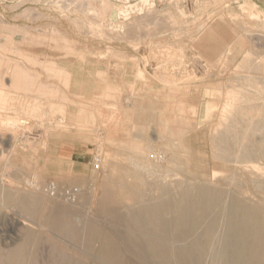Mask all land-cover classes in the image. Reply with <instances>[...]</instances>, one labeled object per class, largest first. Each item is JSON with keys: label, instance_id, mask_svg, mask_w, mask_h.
I'll list each match as a JSON object with an SVG mask.
<instances>
[{"label": "bare ground", "instance_id": "1", "mask_svg": "<svg viewBox=\"0 0 264 264\" xmlns=\"http://www.w3.org/2000/svg\"><path fill=\"white\" fill-rule=\"evenodd\" d=\"M60 1H62L63 3L66 4V5L65 4L63 5L64 7H62V9L64 8L67 11L66 13L69 16L68 20L72 24V27L75 28L76 32L75 31L69 32L67 29H65V30L62 29L61 28V26L63 25L62 23H59L58 27H54L53 25L49 24V22L45 23V24L42 23V24H39V25L33 26V27L27 26V25H17L14 27H15L17 33L19 34V41H14V38H13V39H11L13 41V43L2 44L0 42V137L4 136L3 131H7L8 132L7 136H9L7 139H5L6 142H5V140H4V142H1L2 138H0V162L5 160L4 157L6 156L5 151H4L5 149L3 150L1 148L2 144L8 146L9 155L11 157H17L20 153H25L26 151H28V150H24V149L29 148L30 145H29V143H27V139L25 142H24V140L19 139L21 136L19 135L20 133L18 134V130H19V128L28 126L30 124L31 118L34 119L33 117H35V116L36 117L44 116L45 114H47L45 112L46 110H49V111L53 110L54 112H57V113L59 111L61 113V115H62L61 117L63 119H61V118L60 119L64 120V122L61 121L62 123H59V124H58V122L57 123L55 122L56 124H58L56 126L57 130H61V132L58 131V132H56V134L53 135L52 138H50L48 140L45 139V141L43 140L42 145H40L41 147L44 146L43 148H46L48 150L51 147V143L54 140H56V137L70 136V135L76 137V136H79L80 134H82V132L85 130L84 128H86L87 125L90 126L89 123H90V119H91V113L86 108L87 106H90L89 105L90 103H88L87 101L93 102L96 98H97L96 100L100 99V101L101 100L103 101L105 99L107 100L108 98H111V100H112L113 99L112 97H114V101L111 102L112 103L111 105L114 107L111 106L110 108H116L120 104L119 100L117 98H119L120 95L122 93H124L126 87H127V90L130 91V93L133 97V99H132L133 102L130 103V101H129L130 110L139 108V106L142 105L143 100H142V98H140L139 93H141L143 90L148 91V95H155V96H151L150 100H153L154 98H156V101H158L159 104L162 103L161 116H160L161 120H162V127H163V131L167 132L169 134H173V132H171V130H172L171 119L176 118L178 120V122L181 124L180 128H183L185 126V124L188 123L187 117L185 116L186 112L188 110H190L194 113H197L199 108L202 107V104H201L202 101L198 99V96L196 95L197 93H195L191 90V88L194 86V84L196 83L197 80L191 81V79L190 80L188 79V76L186 75V73H188V71L190 72L191 71L190 69H192V68H189V70L186 71L187 66L185 63L190 62L191 60L192 61L194 60V62L196 61L199 64H202L201 66L204 65L206 69H208L209 67H212L211 63H210L211 65L208 64L210 61L207 60V58H205V55L203 54V51H202L203 48L206 47L205 41L210 39V33L211 32H208L206 21L199 24L197 29L194 28V26H195L194 20H193L194 16H192L194 12L193 11L191 12L190 7L192 5H189L192 3V1H190V0L189 1L188 0H67L66 2H65V0L64 1L60 0ZM186 1H187V3L188 2L189 3L187 4ZM20 2H21V0H20ZM58 3H60V2H58ZM63 3H61V4H63ZM193 3L194 4L197 3V0H196V2L194 0ZM213 4H214L213 6L216 5L221 10L219 16H220V19L222 20V18H223V12L222 11L225 9V7H228V6H225L226 1L225 0H214ZM187 5H189V9L187 8ZM240 5H241V8L245 11L243 13L247 14V18L250 21H253V22H256L259 24L258 27H260L261 28L260 30L263 31V37H264V9L259 4L255 3L251 0H244V2H242ZM65 6H66V8H65ZM195 6L197 7V4ZM67 7L68 8L71 7V8L67 9ZM193 7H192V9H194ZM204 7H206V6H204ZM75 8H77L78 11H77V9L75 10ZM198 9H200V8L198 7ZM34 12H36V11H34ZM80 13L84 14L83 18L77 16V14H80ZM62 14L63 13L61 12V15ZM209 14H211V13H209ZM209 14H208V16H209ZM25 16H26V14H25ZM34 16L38 17L39 15H36V13H35V15L32 16V18ZM35 17L33 18L34 20H35ZM43 17H46V16L43 14H40L38 19H42ZM32 18H31V20H32ZM195 22H196V20H195ZM12 26L10 27V25L8 23H6V24L2 23V28L5 29L6 32L12 30L11 29V28H13ZM258 27H257V29H258ZM229 28H230V26H229ZM151 30H152V32H151ZM153 30H155L156 32L155 31L153 32ZM10 32L12 34V31H10ZM73 33H75L78 36V39L74 37ZM235 35H236V33H235ZM246 36H248V35H246ZM240 37L241 36H239V38ZM252 37H253V35H252ZM239 38H237V39H239ZM249 38H251V37L249 36ZM256 38L257 37H255V39ZM250 40H254V39L251 38ZM142 41L147 44L146 48H145V46L144 47L138 46L139 44H141ZM258 42L260 43V41H258ZM261 42H263V44H264L263 39L261 40ZM137 43H139V44H137ZM197 44L199 45L198 48H197ZM261 46H263V45H261ZM263 48H261V49H263ZM185 49H187V51ZM197 49H199V52L198 51L195 52V50H197ZM250 50H248V51L245 49L242 51L240 50L242 53V56L244 57V60L247 59V56L250 54ZM7 52L12 53L11 55L15 56L16 59H14L15 57L12 58L11 56L5 54ZM231 52H233L232 48H229L226 51L225 50L217 51L216 52L217 58H218L217 61L222 62V60L225 59L226 54L227 53L229 54ZM261 58H259L258 60L260 61ZM253 59H251L249 61L252 62ZM106 60H108L109 63H112V61H115L114 63L119 64V65H116V67L119 69H122L121 64H123L124 62L126 63L124 65L125 67H123V71H124L123 74L125 76V82L123 81L122 84H117V85L112 87L110 85L109 81H107L108 82L107 83L105 81V79H102V80L99 79L100 77L104 76L102 74L103 73L105 74L106 71L105 72L97 71V77L99 76V78L98 79L95 78L96 76H94L95 75L94 64H99L102 61H106ZM244 62L247 63L248 61L245 60ZM255 62H256V60H255ZM255 62H252V64L254 66L252 64H249V65H252L253 67L250 66L249 69L248 68H246V69L244 68V69L245 70L248 69L247 71L251 70V71H258V72L264 73V62L262 60L260 62H257L259 64H256ZM162 63H164L165 65ZM183 63L185 64V66H184L185 67L184 68V70H185L184 74L185 75L183 74L182 76L178 77L170 69L176 68V66H177V67H180V70H182L181 67H183V65H184ZM236 63H238V61ZM248 63L246 65H248ZM215 64H216V62H215ZM241 64H243V62ZM169 65H171V66H169ZM249 65L247 67H249ZM243 66H245V65H243ZM197 67H198V65H197ZM221 67H222V65H221ZM236 67H238V66H236ZM240 67H241V65H240ZM231 69H232V67H231ZM244 69H241V70H244ZM199 71H201V70H199ZM206 71H208V70H206ZM219 72H220V69H219ZM189 74L190 73H188V75ZM220 74H222V73L220 72ZM146 75H150V76L156 75L157 77H159L164 82L165 85H168L171 87L170 89H172L173 93L171 92V90H169V92H166L164 95L161 94L162 91H159V89H157L155 86H153L152 83H149L146 80L147 79ZM232 76H234V75H232ZM242 77L243 78L245 77V78L240 79ZM242 77L238 78L242 81L240 83H239L240 80H237V78H236V80L239 84L244 85V83H246V82L252 83L254 79L255 80L256 79H259V80L262 79L261 80L262 82L258 81V80H257V82H261V83H259L260 86L264 85V76L260 77V78L254 76V75H249V76L246 75V76H242ZM6 78H9L10 82L5 83L4 80ZM224 79H226V78H224ZM224 79H223V81H224ZM99 80L106 82V88L102 89V86L99 85L100 84ZM140 81H143V82L140 83ZM204 81H206V80H204ZM238 83L236 84V86H238ZM256 84L258 87L259 86L258 83H256ZM256 84L254 86L252 84H249V85L246 84V85H248V87L250 85H252L253 87H251V88L255 89ZM230 85H232V87H236L235 84L233 86V81L230 83ZM242 85H239L238 87L240 88ZM246 85H244V86L246 87ZM225 86H228V85H225ZM260 86L258 87L259 88L258 92H264V90H261V89H263V87L260 88ZM228 87L231 88V86H228ZM228 87H226V89H228ZM239 88H237V92H238ZM232 89H234L233 92H235V88H232ZM244 89L246 90V88H244ZM220 90H222V89H220ZM240 90H241V88H240ZM242 90H243V88H242ZM242 90L240 93L241 96L237 92H235V94L236 93L238 94L237 95L238 98L232 97L233 99L231 98L226 105L224 104L226 106L224 108L227 111L230 110L229 111L230 115L226 113L227 119H230L229 117L232 116L231 119H234L236 121V118H240V120L244 122V120L246 121L251 116L250 114L253 115L254 113H257L258 118L256 116L254 119L252 118L250 121H247L248 123L246 122L244 124L247 126V128L243 129V132H236V133H234V129H235V131H237V130H236V128L233 127L234 124L232 125V123H234V122L231 123L230 122L231 119L227 120V121H229V123H231L229 125L230 126L232 125L233 130L231 127V129H225L226 132H225V130L223 132L225 135V145H224L225 147L223 148L221 146V144L224 142L223 141L224 139H222L224 135L222 134L221 136H219L220 137L219 139H222V140H220L221 144H219L220 141L218 140L219 141V143H218L219 148L217 149L218 151L220 150L221 153L218 154L217 151L214 152L216 150V145H217V144H215L216 141L214 143L215 149L212 148V151L214 152V154H218V155H216V157L217 158L219 157V159L222 162H225V164L228 165V167L225 166V168L228 170L232 169V168H230V165L232 163H236L235 165H237V163H242L241 165H243V163H244V167H240V169L237 167L236 169H234L235 171H237L238 169L241 171L240 177H237L236 174L234 173L235 172L234 171L231 175L227 174L228 175L227 176L225 174V176H226L225 179H223L224 177L221 178L223 181L225 180L224 185L230 187V190L228 189L229 191L225 192L224 185H220V187H217V186L215 187V184L212 185L211 182H210L211 183L210 184L205 180H202V181L200 180V182L196 183L195 185H191V184H188V182H190L189 181L190 179L188 180L187 178H185L186 182H184L183 178L185 176L181 175V176H183V178H181L180 175L175 174L174 176H179L180 181L182 180L184 182V183L182 181H181L182 183L180 182L182 185L187 183L183 187L180 185V183L177 182V185H179L180 187H183L182 188L183 190L179 189L180 187L178 189H176L177 190L176 192L181 193V195L176 194L179 198L177 196H176L177 199L174 198L175 197L174 195H173L174 197H172V198L170 197L173 193H175V190L173 189L174 190L173 193H172V190L167 192V193H169V192L172 193L170 196L167 193H164L165 195H168V197H170V200H168L169 198L167 199V196H166V198H165V196L164 197L162 196V198H165L167 200V202L165 200L163 202H161L163 200L162 199L160 201L157 200L159 202V203H157L155 198L154 199L152 198V200L156 202V203L154 202L155 204H149V203H147V201H145V202L143 201L144 202V204H142L143 207H141L142 206L141 204H138V205H141L139 207L142 208L140 210V212H134L133 211L130 214L128 213L126 218H123L124 220L122 222V224H123L124 221H126L129 224V225H127V227L129 226L127 229V235L124 234V236L117 238V239H119V241H121L120 247H122V250L119 249V245L117 244V243H119L118 241H116L117 243H113V241L110 240L112 238L107 239V238H105V236L104 237L100 236V235L95 236V237H97L96 238L97 240H98V238L100 239L101 247H99V250H96V253L94 255H92V261H93L92 264H264V170H261V168L259 167L261 172H257V170L259 169L258 168L257 170H254L256 172H253V170L251 169L253 172V173H251L248 170L250 165L247 166V164H245L248 162L250 164H252L251 162L256 157V156H254V154L256 155V152L259 153L262 158H264V139L261 137L262 139L260 138L261 140L258 143H253V144L250 143L248 140L249 132L253 133L254 130L257 131V129H258V132H260L262 134L264 131V114L262 113V111L264 112V106H259V105L257 106V103H256V105H253V106L243 105V103L248 104V102H249V99L246 97L247 95L252 94V95H250L252 97L255 94V96L257 97L258 94L256 95V92L254 93L253 90H252V92H250V94H247L249 92V90H248V92L246 90V92H247L246 93L247 95H246V94L242 93ZM245 90H244V93H245ZM94 91L95 92L101 91L102 93L100 95H96V96L94 95L95 99L89 98V96H93L92 94ZM205 91H206V89H205ZM231 92H232V90H231ZM205 94L208 95L207 91ZM226 94H228V93H226ZM260 94L262 95V93H260ZM234 96H236V95H234ZM210 97L212 98V96H210ZM262 98L264 100V96L261 97V99ZM261 99H259V100H261ZM220 100H221V98H220ZM251 100H253V97ZM254 100H255V98H254ZM257 100L258 99H256L255 102ZM196 101L198 102V104H196ZM109 102H110V100H109ZM204 102H205V104H204L205 106H203V109H204V113H205L204 114V116H205L204 120H205L206 118L209 119L211 117L214 108H212V106L209 103L207 104L206 101H204ZM252 104H253V102H252ZM104 105H106V104H104ZM108 105H109V103H108ZM108 105H106V106H108ZM126 105H127V103H126ZM261 105H263V104L261 103ZM91 107H93V109H94L95 106H91ZM120 111L121 110L119 108V114L113 113L112 115H110V116L108 115L105 117V119L112 121V122L113 121L115 122L114 123V126H115L114 129L113 130L109 129V131L107 133L108 139L110 141L113 140L112 143L117 142L115 135L120 134V133L127 135L130 132V130L128 128L127 118H129V119H131V118H130V116H128L127 118H125L126 120H124L122 117V113ZM174 111H178V114H175V115L173 114V117H172L171 114ZM168 112H170V115L168 114ZM223 112H226V111H223ZM260 112H261V114H260ZM52 114L54 115V113H52ZM52 114H49V115H51V117H52ZM226 115L224 113V116H226ZM55 116H56V114H55ZM201 116L203 117V115H201ZM47 117L50 118L49 116H47ZM39 118H41V117H39ZM241 118L244 120H242ZM43 119H44V121H42V122H45V120H48L49 123L51 122V121H49L50 119H45V118H43ZM255 119L257 121H255ZM57 120L58 119H56L54 121H57ZM95 120H96V118H95ZM225 120H226V117H225ZM51 123L53 124L54 122H51ZM238 123H239V121H238ZM48 124H47V126H48ZM52 124H51V126L53 127L54 124L53 125ZM240 124H241V122H240ZM94 125H96V124H94ZM239 125H237V126H239ZM34 126H35V124L33 125V127ZM37 126H38V124H37ZM89 126H87V127H89ZM103 126H105V125H103ZM222 126H224V125H222ZM228 126H227V128H228ZM237 126L235 125V127H237ZM240 126H242V125H240ZM42 127H43V125H42ZM134 127H135V125H134ZM39 128L41 129V126ZM48 128L51 129V127H48ZM143 128L146 129V127H143ZM35 129H37V128H34V130ZM139 129H141V131H143V132L145 131L142 129V127H140ZM240 129H242V128H240ZM240 129H238V131ZM46 130L49 131L48 129H46ZM53 130L51 129L50 131L53 132ZM88 130H90V129H88ZM100 130H102V129H100ZM115 130H116V132H115ZM220 130H222V129H220ZM250 130H253V131H250ZM23 131H24V129H23ZM30 131H32V130H30ZM35 131H37V130H35ZM91 131H92V128H91ZM133 131L139 133V131L137 129L135 131V128L133 129ZM153 131H154V129H153ZM255 131H254V133H255ZM38 132L39 131H37V133ZM40 132L38 133V135L40 134ZM42 132H43V130H42ZM29 133H31V132H29ZM32 133H31V135H32ZM144 133H146V132H144ZM43 134H44V132H43ZM21 135H23V134H21ZM165 135H166V133H165ZM40 136H38V137H40ZM45 136H44V138H45ZM154 136H155V134H154ZM227 136H228V138L230 137V140L232 139L230 143L229 142L227 143V140L229 141V139L226 140ZM253 136L256 137L255 134ZM25 138H26V136H25ZM151 138H152V136H151ZM32 139L34 140L35 138H31V140ZM140 139H141V137H140ZM143 139L144 138H142L141 140H143ZM155 139H157V138H155ZM215 139H218V138H216V135H215ZM151 140H154V139H151ZM37 141H39V140H37ZM110 141H109V143H110ZM155 141H153V142H155ZM40 142H41V140H40ZM107 142H108V140H107ZM132 142H135V141H132ZM132 142H131V144H133ZM30 143H31V141H30ZM134 144H136L135 146L133 145L136 152L138 151L137 152L138 154L143 153L142 149H141V146L143 147V145H141L140 143H139V145H137L138 143H134ZM129 146L131 147V145H129ZM138 146H140V147L138 148ZM32 147H30V148H32ZM136 147L141 151L139 152V150H137ZM37 148L38 147L36 146V149ZM145 149H146V146H145ZM148 149H151L150 145L148 146ZM21 150H23V152H21ZM130 151H134L133 148ZM38 152H37V154H38ZM153 152H155V151H153ZM98 154H99V152H98ZM145 154L149 155L146 152L144 153V155ZM141 155H143V154H141ZM10 156H8V157H10ZM119 156H117V158ZM129 156L131 157V155H129ZM154 156H156V155L154 154ZM253 156H254V158H253ZM130 157L127 158V159H129V161L131 158H134V156H132L131 158ZM250 158H253V160H251V162H250ZM255 159H258V158H255ZM8 160H9V158H8ZM143 160L144 159H142V161ZM215 160H217V159H215ZM134 161H135V158H134V160H131V165L139 166L138 162H141V161H138V159H137L136 160L137 164H135V165L132 164V163H134ZM168 161L171 162V160H168ZM258 161H260V160H258ZM148 162L149 161L147 159V162H146L147 164L145 163V166L148 165ZM170 162H168V164ZM142 163L144 164V161ZM143 164L140 165L139 167L142 168L141 166H144ZM253 164L251 165V168L254 169V168L258 167V166H256V167L253 166ZM257 164H259V163L256 162L255 165H257ZM21 165H23V164H21ZM152 165H154V163H152ZM12 166H13V164H12ZM4 167L5 166H3L2 168H4ZM102 168H103V166H102ZM116 168L117 167H114V169H116ZM135 168H137V167L135 166ZM13 169H14V166H13L12 170ZM144 169H146V167L143 168V171H144L143 173H145ZM148 169H150V168H148ZM148 169H146V171ZM151 169H152V167H151ZM156 169H155V171H157ZM7 170H8V168H7ZM153 170H152V174L149 173V175L151 174L150 176H152V177L154 175L153 173H155V172H153ZM260 170H258V171H260ZM165 171L166 170H164V172ZM238 172H237V174H240ZM165 173H163L164 176H165ZM0 174H1V172H0ZM155 174H159V173H155ZM219 174H221V173H218L217 177H219ZM223 174H222V176H223ZM233 174H235V175H233ZM169 175H171V174H169ZM11 176H12V174H11ZM138 176H140V175H138ZM6 177L8 178L7 175H6ZM168 177L170 178V176H168ZM217 177L215 175L216 180L219 181L218 179H220V177L219 178H217ZM157 179H160V178L157 177ZM166 179H168V178L166 177ZM170 179H168V180H170ZM175 179H177V178H175ZM195 179H197V178H195ZM162 180H163L162 182L164 184V179L162 178ZM168 180H166V181H168ZM187 180H188V182H187ZM213 180H215V179L213 178ZM8 181H10V180H8ZM34 181H33V183H34ZM125 181H126V179H125ZM144 181H145V179H144ZM170 181H169L170 184L168 182H166V183H168L169 186L172 185V187H174L175 184L173 185V184H171V182L175 183L176 180L174 182L173 181L170 182ZM193 181H195V180L193 179ZM4 182H5V178L3 176H0V186ZM160 182H161V180H160ZM160 182H158V183H160ZM166 183H165V185H166ZM14 184L15 183L13 182L11 185L17 186ZM158 185L160 186V184H158ZM5 186H7V185L5 184ZM5 186H4V188H5ZM37 186H38V183H37ZM37 186H36V188H37ZM251 186H253V188H255V190L259 192V195H256V193L254 195L249 193L248 189H250ZM18 187H19V185H18ZM34 187H35V185H34ZM163 187H161V191H162ZM165 187H168V185H166ZM176 187L177 186H175V188ZM4 188H2V189L5 190ZM7 188L10 189L11 187H7ZM17 188H15V189H17ZM22 189H23V187H22ZM139 189L135 186L127 185L125 187H122L121 191L126 193L125 195H123L125 198L128 197L131 200V199H140L141 198L139 196V191H140V193H142V192ZM251 189H252V187H251ZM6 190L8 191V189H6ZM26 190H23V191H26ZM33 190H34V188H33ZM33 190H32V192L34 193L35 191H33ZM55 190H57V189H55ZM178 190H180L182 192H180ZM39 191H40V189H39ZM145 191H147V190L145 189ZM3 192L4 191H1V194ZM9 192H11V191H9ZM12 192H14V191H12ZM20 192L17 191V192H14L13 194L11 193L9 195L7 193L8 196H6L5 199H6V201L11 202V203H14V202L19 203L22 207L20 209L24 210L23 211L24 213L22 215L23 217H24V214L27 213L30 216V218H33L37 215V212H41V211L44 212L47 210L48 206L47 207H45L46 205L43 206L47 200L46 196H45L46 200H43V197H42L43 205L41 208H39V210H41V211H38V209L36 207L37 205L34 204V198L37 199L38 196H34V194H33V197H32V193L24 194V192L23 193H20ZM56 192H59V190ZM79 192H81V191H79ZM42 193H43V191H42ZM145 193H148V192H145ZM4 194H5V192H4ZM57 194H59V193H57ZM35 195H39V194H36V192H35ZM79 195H80V193H79ZM2 196L3 195H1V197ZM106 200H108V199H106ZM110 201H111V197H110ZM3 202H5V201H3ZM111 202H113V201H111ZM35 203H37V202H35ZM132 203H133V201H132ZM151 203H153V202L151 201ZM110 204H109V206H110ZM93 205H91L92 208H94ZM56 206L59 207L58 205H55V207ZM7 207L9 208V206H7ZM61 207H63V206H61ZM135 207H137V204H136V206L134 204V209H135ZM59 208L58 209L56 208L57 210H55L56 212L54 213V217L50 220L47 219L45 223L46 224L47 223L54 224L55 226L52 225L51 227L54 226L57 229L59 227V230H60V228L62 229L63 226L65 228L66 225H69V224L71 225L72 219L70 216L71 213L70 214L68 212L63 213L64 211L59 209ZM68 208H66V210ZM106 208L108 209V207H106ZM132 208H133V205H132ZM16 210H15V212H16ZM22 210H21V212H22ZM49 212H50V210H49ZM70 212H72V211H70ZM41 213H38V215ZM65 214H67V216H65ZM38 215L35 217V219L38 217ZM22 216H20V217H22ZM42 217H43V214H42ZM42 217L40 215V217H38V218H42ZM47 217H48V215H47ZM12 218L16 219L14 217H12ZM17 218H19V217H17ZM119 218H122V217H119ZM44 219H46V217ZM3 220H4V218H3ZM30 220L31 219H29L27 221L18 220V224L21 225V227L22 226L26 227L25 228V231H26L25 235L26 236L19 243H17L15 247L13 245V247L9 246L10 248L4 249V248H2V246H0V264H32L31 259H30V256H31L30 249H31L32 244L34 242V238L36 240L37 236L40 237L42 234L41 237H43L44 234L41 233L39 236L37 234L39 232V230H38V232H36L35 229H37V228H33V225H32L33 220H31V221ZM5 221H4V223H5ZM120 221H122V220H120ZM11 222L13 223L14 220ZM78 222L80 223L79 220H78ZM86 222H88V221H86ZM81 223H82V221H81ZM3 224H2V226H3ZM15 224H17V223H15ZM15 224H14V226H15ZM36 225H39V224L37 223ZM72 225H73V223H72ZM85 225H87V224H85ZM92 225H93V223H92ZM123 225H125V223ZM94 226L91 229V233H95V232L99 231V229L96 231L97 227L95 228ZM70 227L72 228V226H70ZM85 227H87V226H85ZM68 228L69 227H67V229L66 228L65 229L68 230ZM0 229H1V227H0ZM5 229H7V228H5ZM57 229H55V230H57ZM75 229H78V228H75ZM8 230H10V229H8ZM17 230H18V228H17ZM21 230L23 231V228ZM62 230H64V229H62ZM62 230H61V232H63ZM86 230H85V232H86ZM120 230L122 231V229H120ZM0 231H2V230H0ZM58 231H56L57 232L56 235L58 234ZM111 231L113 232V230H111ZM18 232H21V231H18ZM61 232H59L60 236H61V234H60ZM64 232H66V231L64 230ZM104 232H105V230H104ZM115 232H117V231H115ZM50 233H51V231H50ZM50 233L48 232V234H50ZM52 233H54V235H55V232H52ZM1 234L2 233H0V239L2 240L4 238L1 236ZM77 234H80V232H77ZM98 234H99V232H98ZM5 235H6V232H5ZM8 235H10V233ZM67 235L66 234L64 235V241H65V238H68ZM93 235H95V234H93ZM19 236H21V235H19ZM46 236H47V234H46ZM12 237H14V236H12ZM41 237H40V239H42ZM74 237H76V236L74 235ZM110 237H111V235H110ZM76 238L78 240V237H76ZM62 239H63V237H62ZM83 239H84V236H83ZM85 239H86V236H85ZM19 240L20 239H18V241ZM45 240L43 239L44 242H45ZM48 240L50 241L49 237H48ZM66 240H68V239H66ZM73 240H74V238H73ZM114 240H116V239H114ZM38 241H39V239H38ZM57 241H58V238H57ZM44 242L42 245H45ZM74 242H75V240H74ZM8 243L9 242L7 241V244ZM10 243H11V240H10ZM48 243H50V242H47L48 247H50ZM3 244H5V243H3ZM38 244L39 243L36 242L35 246L34 245L33 246L37 247L36 245H38ZM64 244L66 246V242ZM8 245H10V244H8ZM51 245L54 246L55 243L54 244L51 243ZM98 245H99V243H98ZM81 246H83V244ZM3 247H4V245H3ZM45 248H47V247H45ZM55 248L57 249L58 245ZM79 248L81 249V247H79ZM89 248H90V246H89ZM33 249H35V248H33ZM50 249H48V250H50L51 252L50 251L49 252L52 254V246L50 247ZM56 249H53L55 251V255H56ZM94 249H96V247ZM33 251H36V250H33ZM33 251H31V253ZM57 252H58V255L60 254L59 257H62L61 256V254H63L62 247H61L62 253H59V251H57ZM77 252H78V250H77ZM83 253H85V251ZM37 254H39V252ZM50 257H51V255H50ZM31 258H33V257H31ZM36 258H37V256H36ZM62 258H60V260ZM73 258L71 257V260ZM69 259H70V257H69ZM65 260L67 261L68 257ZM78 260H79V258H78ZM33 261H34V259H33ZM46 262H47V260H46ZM83 262L80 261V263H78V264H84L85 262L84 263ZM51 263H52V261H51ZM71 263L72 262H70V264ZM56 264H58V263L56 262ZM60 264H64V263L61 262Z\"/></svg>", "mask_w": 264, "mask_h": 264}, {"label": "rangeland", "instance_id": "2", "mask_svg": "<svg viewBox=\"0 0 264 264\" xmlns=\"http://www.w3.org/2000/svg\"><path fill=\"white\" fill-rule=\"evenodd\" d=\"M18 1L20 2V0H0V17H1L0 18V42L2 44L13 43V41L11 40L13 38H14V41H19V34L17 33V31L14 27L17 25H27V26L33 27V26H37V25L42 24V23L45 24V23L49 22V24L53 25L54 27H58L59 23H62L64 25V26L63 25L61 26L62 29H64V30L67 29L69 32L75 31V28L72 27V24L68 20L69 16L66 13L67 11L64 8L63 9L65 11L62 9V7H64L63 5L65 4L62 1H60V0H36V1L35 0H25V1L21 0L20 3ZM66 1L67 0H65V2ZM190 1H192V3L189 4V5H192L190 7L191 12L192 11L194 12L192 15V16H194V19H193L194 24H195L194 28L197 29L199 24L206 21L208 32H211L210 33V39L205 41L206 47L203 48L202 51H203V54L205 55V58H207V60L210 61L208 64L211 63L212 67H209L208 69H206L204 65L201 66L202 64H199L196 61L194 62V60L193 61L189 60L190 62H186V63L184 62L187 66L186 71H188L189 68H192V69H190L191 70L190 72L188 71V73H190L189 74L190 76L188 75V73H186V75L188 76V79L189 80L191 79V81L197 80L196 83L194 84V86L191 88V90L193 92L197 93L196 95L198 96V99L202 101V103H201L202 107L199 108L197 113H194L190 110H188L186 112L185 116L187 117L188 123L185 124V126L183 128H180L181 124L178 122V120L176 118L171 119V124H172L171 132H173V134H169L167 132H164L163 127H162V120L160 117L161 116L162 103L159 104V102L156 101V98H154L153 100H150L151 96H155V95H148V91L143 90L141 93H139L140 98H142V100H143L142 105H140L139 108L130 110L129 105H130V103L133 102L132 101L133 97H132L130 91L127 90V87H126L124 93H122L120 95V97H119L120 99L117 98L119 100L120 104L116 108H110L112 106L111 102L114 101V97H112L113 98L112 100H111V98H108L107 99L108 101L106 99L103 101L102 100L100 101V99L96 100L97 98L95 99V96L100 95L102 92L101 91H97V92L94 91L92 94L93 96H89V98L95 99L94 100L95 102L94 101L93 102L87 101L88 103H90L89 104L90 106L86 107L89 110V112L91 113V119H90V123H89L90 126L87 125L90 128L86 126V128H84L85 130L82 132V134H80L79 136H76V137L71 136V135L70 136L56 137V140H54L51 143V147L48 150L46 148H43L44 146L41 147L40 145H42L43 140L45 141V139L48 140V139L52 138L53 135L56 134V132H58V131L61 132V130H57V128H56V126L59 123L64 122V120H61V119H63L61 117L62 116L61 113L59 111L57 113V112H54L53 110L52 111L46 110L45 112L47 114H45L44 116H38V117L35 116V117H33L34 119L31 118L30 124L26 127H22L24 129V131L22 128H19L18 134L20 133L19 135L21 137L20 138L18 137V138L24 140V142L27 139V143H29L30 147L33 146L32 148H30V147L26 148L24 150H28V151H26V152L24 151L25 153H20L17 157H11L9 155L8 146H6L4 144H2V146H1V148L3 150L5 149L4 151H5V155H6L4 157L5 160H3L4 162L3 161L0 162V164H1L0 165V168H1L0 169V172H1L0 176H3L5 178V182L0 186L1 187L0 188V197H1V195H3L2 196L3 198L2 197H1L2 199L0 198L1 199L0 200V202H1L0 203V220L2 219L0 221V224H1L0 230H2V231H0V233H2L1 236L4 238L2 240L0 239V241H1L0 246H2V248L8 249L10 247H13V245L15 247L17 243H19L22 239H24V237L26 236L25 235V232H26L25 228L26 227L25 226L21 227V225L18 224V220L27 221V220L31 219V220H33L32 221L33 222V224H32L33 228H37V229H35L36 232H38V230H39V232L37 234L39 236L41 233L44 234L43 237H41L42 234L40 236L42 239H40V237H38V236L37 237L35 236L36 240H37L36 241L34 238V242H33L32 247L30 249V254H31L30 259H31L32 264H36V263L37 264H52V263L56 264V262L58 264H60L61 262L64 264L66 262H67L66 264H70V262H72L71 264H78V263H80V261H82V262L84 261L86 264H92V262H93L92 261V255H94L96 253V250H99V247H101L100 239L98 238V240H97L96 239L97 237H95V236L100 235L103 237L105 236V238H107V239L112 238L113 240L112 239H110V240L113 241V243H117L116 241H118L119 243H117V244L119 245V249L122 250V247H120L121 241H119V239H117V238L124 236V234L127 235V229L129 227V226L127 227V225H129V224L126 221H124L125 225H123L124 223L122 224V222L124 220L123 218H126L128 213L130 214L133 211L134 212H140V210L142 209L141 207H143L142 204H144L145 201H147V203H149V204H155L156 202L153 201L152 198L153 199L155 198L156 201L157 200L160 201L163 199L161 202H163L164 200L167 202V200L165 199L166 196H167V199L169 198L168 200H170V197L172 198L174 196H175L174 198L177 199L178 196L176 194L181 195V193L176 192L177 191L176 189H178L180 187L179 185H177V182L180 183L182 181V180L180 181V177L183 178V176H185L183 178L184 182H186L185 178H187L188 180L190 179L189 180L190 182H188V180H187V182H188V184H191V185H195L196 183L200 182V180L201 181L205 180L208 183L211 182L212 185L215 184V187L216 186L220 187V185L225 184V182H224L225 180L223 181L221 179L223 177H224L223 179H225V177H226L225 174L231 175L235 171L234 169H236L237 167L239 169H240V167H244V163H243V165H241L242 163H237V165H235L236 163H232L230 165V168H232V169L228 170L225 168V166L228 167V165H226L225 162H222L219 159V157L217 158L216 155L221 153L220 150L219 151L217 150L219 148L218 143L220 140L224 139L223 140L224 142L221 144V141H220L219 144H221V146L223 148L225 147L224 146L225 145V135L223 133L225 129H231L232 125L234 124L233 127L236 128V130H237V131H235V129H234V133L243 132V129L247 128V126L244 125L247 121H250L252 118L254 119L256 116L258 118L257 113H254L253 115L250 114L252 117L250 116L246 121L241 118L242 120H244V122L241 121L240 118H236V121H235L234 119H231L232 116L229 117L231 119L230 120V119H227V115H226V113L227 114L230 113L229 112L230 108L228 109L229 111H227L224 107H226L225 105L229 102V100L232 97L238 98L237 95L238 94L240 95L242 88H243V90H242L243 94H246L248 92V90H249V92L247 94H250V92H252V90L254 89V88L252 89L251 87H253L256 83H258V85L260 86L259 83L262 82L261 81L262 79H260V80L254 79L252 83L251 82L247 83L245 81L246 83H244V85H246V84H248V85L252 84L253 85V86L250 85L249 87H248V85H246V87H245L244 85L239 84V83L242 82L240 79L245 78V77L243 78L242 76L254 75L258 78L264 76L263 72L261 73L258 71H251V70L247 71L250 68V66L253 65L252 62H255V60H256V62H255L256 64H259L257 62H260L261 60L264 62V60H263L264 59V48H263L264 44H263V42H261L262 39L264 40L263 31L260 30L261 29L260 27H258L259 26L258 23L250 21L247 18V14L243 13L245 11L241 8L240 4L242 2H244V0H231V1L225 0L226 1L225 6H228V7H225V9L222 11L223 12L222 20L220 19V16H219L221 10L216 5L213 6L214 0H197V3H195V4L193 3L194 0H190ZM58 2H60V3H58ZM195 2H196V0H195ZM61 3H63V4H61ZM186 3H187V1H186ZM196 4H197V7L195 6ZM189 5H187L188 9H189ZM204 6H206V7H204ZM260 6L264 9V0ZM68 7H67V9L71 8V7L70 8H68ZM192 7L194 9H192ZM198 7L200 9H198ZM65 8H66V6H65ZM76 9L77 8H75V10ZM34 11H36V12H34ZM77 11H78V9H77ZM61 12L63 13L62 15H61ZM35 13H36V15H39V16H40V14H43L46 17H43L42 19H38L39 16L38 17L34 16L35 17V20H34L33 19L34 17L32 18V16L35 15ZM209 13H211V14H209ZM25 14L27 17L25 16ZM208 14H209V16H208ZM77 16L83 18L84 14L80 13V14H77ZM31 18L33 21L31 20ZM195 20H196V22H195ZM2 23H5V24L8 23L10 25V27L13 25L12 26L13 28H11L12 30H10V31H12V34L10 31L6 32V30L2 28ZM229 26H230V28H229ZM257 27H258V29H257ZM154 31L155 30H153V32ZM151 32H152V30H151ZM235 33H236V35H235ZM73 35L75 38L78 39V36L75 33H73ZM246 35H248V36H246ZM252 35H253V37H252ZM239 36H241V37L239 38ZM249 36L251 38H253L254 40H250L251 38H249ZM254 36L257 38L255 39ZM237 38H239V39H237ZM258 41H260V43ZM137 44H139V43H137ZM261 45H263V46H261ZM138 46H142V47L145 46V48H146L147 44L142 41L141 44H139ZM198 46L199 45L197 44V48H198ZM229 48H232L233 52H231L229 54L227 53L225 56V59L222 60V62H218L216 52L220 51V50L226 51ZM261 48H263V49H261ZM244 49L247 51L251 49L250 54L247 56V59H245L249 62V63L247 62L248 65L252 64V65H249V67H247L248 66V65H246L247 63L244 62L245 60H244V57L242 56V53H241V51ZM185 50L187 51V49H185ZM197 51L199 52V49L195 50V52H197ZM5 54L11 56L12 58L15 57V56L11 55L12 53H9V52H7ZM259 58H261L260 61L258 60ZM14 59H16V57ZM251 59H253L252 62L249 61ZM237 61H238V63H236ZM114 62L115 61H112V63H109V61L106 60V61H102L99 64H94V71H95L94 76H96L95 78H97V79L99 78V76L97 77V71H103V72L106 71L105 74L104 73L102 74L104 76L100 77L99 79H101V80L105 79L106 82L109 81V83L112 87L117 85V84H122L123 81L125 82V76L123 74L124 73L123 67H125L124 65L126 63L124 62L123 64H121L122 69H119L116 67V65H119V64H116ZM215 62H216V64H215ZM242 62H243V64H241ZM164 63H162V64H164ZM185 64L183 65V67H181L182 70H180V67H177V66H176V68L170 67L171 68L170 70L176 76L180 77L185 73V70H184ZM197 65H198V67H197ZM221 65H222V67H221ZM240 65H241V67H240ZM243 65H245V66H243ZM169 66H171V65H169ZM236 66H238V67H236ZM231 67H232V69H231ZM244 68L245 69L248 68V69L245 70ZM205 69L208 71H206ZM219 69H220V72L222 74H220ZM241 69H244V70H241ZM199 70H201V71H199ZM232 75H234V76H232ZM239 77H242V78L238 79ZM146 78H147L146 80L149 83H152L153 86H155L157 89H159V91H162L161 94L164 95L166 92H169V90H171V92L173 93L172 89H170L171 87L168 85H165L164 82L159 77H157L156 75L155 76L146 75ZM224 78H226V79H224ZM236 78H237V80H240L239 83L237 82ZM223 79H224V81H223ZM101 80H99L100 81L99 85L102 86V89L106 88V82L101 81ZM204 80H206V81H204ZM257 80L261 81V82H257ZM232 81H233V86H234V84L236 86L237 83H238V86L242 85L240 87L241 90L238 86L232 87V85H230V83ZM4 82L5 83L10 82L9 78H6L4 80ZM142 82L143 81H140V83H142ZM225 85L231 86V88H229L228 86H225ZM226 87H228L229 90L226 89ZM258 87L256 84V88L253 90V92L254 93L256 92V95L258 94L257 97L258 96L259 97L257 98L254 94L252 96L253 100H254V98H255V100L256 99L259 100V99H261V97L264 96L263 95L264 92H258V90H259ZM262 87H263V89H261V90H264V85L260 86V88H262ZM232 88H235V92H237V88H239L238 92H237L238 94L237 93L235 94V92H233L234 89H232ZM244 88H246L247 92ZM205 89H206L208 95L205 94L206 93ZM220 89H222V90H220ZM231 90H232V92H231ZM244 90H245V93H244ZM226 93H228V94H226ZM260 93H262V95ZM234 95H236V96H234ZM250 95H252V94H250ZM250 95L246 96L249 99L248 104L243 103V105L253 106V105H256V103H257V106L258 105L264 106L263 98L261 100H259L260 102L258 100H257L258 102L257 101L255 102V100L254 101L251 100L252 97ZM210 96H212V98ZM220 98H221V100H220ZM109 100H110V102H109ZM129 101H130V103H129ZM204 101H206L207 104L209 103L212 106V108H214L211 117L209 119L206 118L205 120H204V118H205L204 114L205 113H204V109H203V106H205ZM125 102L127 103V105ZM252 102H253V104H252ZM108 103H109V105H108ZM261 103L263 105H261ZM104 104H106L108 106H106ZM196 104H198L197 101H196ZM91 106H95L94 107L95 110ZM112 107H114V106H112ZM119 108L121 110L120 112L122 113V117L124 120H126L125 118H127L128 116H130V118H131V119L127 118L128 128H129L130 132L127 135H125L123 133L115 135L117 142L112 143L113 140L110 141L108 139L107 133H108L109 129L110 130L114 129V127H115L114 123L115 122L109 121V120L105 119V117L108 115L110 116L113 113L119 114ZM223 111H226V112H223ZM51 112L54 113V115ZM48 113L52 114V117ZM224 113L226 116H224ZM262 113L264 114L263 111H262ZM55 114H56V116H55ZM168 114L170 115V112H168ZM173 114L174 115L178 114V111H174L171 114L172 117H173ZM260 114H261V112H260ZM201 115H203V117ZM47 116H49L50 118H48ZM39 117H41V118H39ZM94 117L96 118V120ZM225 117H226V120H225ZM43 118L50 119L49 121L54 122L53 123L54 126L52 127L51 126L52 123L50 122L51 123L50 124L48 122V120H45V122H42V121H44ZM56 119H58L60 122L58 120L54 121ZM227 120H230L231 123L232 122H234V123H232V125L230 126L229 124H231V123H229V121H227ZM238 121H239V123H238ZM255 121H257V120L255 119ZM55 122L56 123L58 122V124H56ZM240 122H241V124H240ZM34 124H35V126L33 127ZM37 124H38V126H37ZM47 124H48V126H47ZM94 124H96V125H94ZM239 124L242 126H240ZM42 125H43V127H42ZM103 125H105V126H103ZM134 125H135V127H134ZM222 125H224V126H222ZM226 125L227 126L229 125L228 128ZM235 125L236 126L239 125L240 127L239 126L235 127ZM40 126H41V129L39 128ZM48 127H51V129L52 130L54 129L55 131L54 130H53V132L50 131L51 129ZM140 127H142V129L145 130L144 132H146V133L141 131V129H139ZM143 127H146V129ZM233 127H232V130H233ZM34 128H37L35 130H37L39 132L41 131L39 135H38L39 132L37 133V131H35ZM45 128L48 130L50 129L49 130L50 132L47 131ZM87 128L90 130H88ZM91 128H92V131H91ZM134 128H135V131L137 129L139 131V133L134 132L133 131ZM240 128H242V129H240ZM100 129H102V130H100ZM153 129H154V131H153ZM220 129H222V130H220ZM238 129H240V130L238 131ZM30 130H32V131H30ZM42 130H43L44 134H43ZM28 131L31 133L33 132L32 135L35 132L36 133L32 136L31 133H29ZM250 131H253V130H250ZM254 131H253V133L249 132V135H248V140L252 144L258 143L262 138L264 139V135H263L264 131L263 130H262L263 131L262 134L260 132H258V129H257V131H255V133H254ZM3 132H4L3 133L4 136L0 137V138H2L1 142H4V140L9 137V136H7L8 135L7 131H3ZM115 132H116V130H115ZM225 132H226V130H225ZM165 133H166V135H165ZM21 134H23V135H21ZM154 134H155V136H154ZM214 134L216 135V138H218V139H215ZM222 134L224 135L223 138L219 139L220 138L219 136H221ZM254 134L256 137L253 136ZM37 135L38 136L41 135V136L38 137ZM25 136H26V138H25ZM44 136H45V138H44ZM151 136H152V138H151ZM140 137H141V139L142 138H144V139L141 140ZM31 138H35V139L31 140ZM155 138H157L158 140ZM28 139L31 141V143ZM151 139H154V140H151ZM227 139H229V141ZM37 140H39V141H37ZM40 140H41V142H40ZM107 140H108V142H107ZM226 140H227V143L228 142L230 143L232 139L230 140V137L228 138V136H227ZM109 141H110V143H109ZM132 141H135V142H132ZM153 141H155V142H153ZM215 141H216V143H215ZM5 142H6V140H5ZM131 142L133 144H131ZM134 143H138L137 145H139V143L141 145H143V147L141 146V149L143 152L141 154L144 155V153L146 152L149 155L145 154L147 156L146 157L145 155L143 156L140 153L138 154L137 153L138 151L136 152V150L134 148V146L136 145ZM214 143L217 144L216 150L214 152L217 151L218 154H214V152L212 151V148H214ZM129 145H131V147ZM149 145H150V148L152 150L148 149ZM36 146L38 147L37 149H36ZM145 146H146V149H145ZM139 147L140 146H138V148ZM132 148L134 151H130ZM138 148L136 147L137 150H139ZM140 151L141 150H139V152ZM153 151H155L156 153ZM21 152H23V150H21ZM37 152H38V154H37ZM98 152H99V154H98ZM153 153L157 157L154 156ZM128 154L131 155V157L134 156L135 161H134V163H132L134 165L137 164L136 160L138 159V161H141V162H138V165L139 166L142 165L143 164L142 162L144 161L143 165L145 166V163L147 162V159H148V161H149L148 165L145 167H146V169H148V168H150V169H148L147 171H146V169H144L145 173H143L144 172L143 168H145L144 166H141L142 168H140L139 166L135 165L137 168L139 167L141 170L139 168L138 169L135 168V166L131 165V160H134V158H131ZM116 155L117 156L120 155V156L117 158ZM8 156H10V157H8ZM96 156H101L102 159H104L103 160V168L97 172L95 170H93V166H92L93 160ZM254 156H256L255 158H258V159H255ZM254 156H253L254 160H253V158H250V162H251V160H253L251 163L252 164L254 163L253 166H255V167L258 166L257 168L253 169V168H251L252 164H250L249 162L245 163V164H247V166L250 165L248 170L251 173L256 172L254 170H257L259 167L261 168V170H264V158H262L260 156V154L257 152H256V155L254 154ZM128 157L131 158L130 161H129V159H127ZM8 158H9V160H8ZM142 159H144V160L142 161ZM215 159H217V160H215ZM168 160H171L172 163ZM258 160H260V161H258ZM168 162H170V163L168 164ZM256 162H258L259 164L255 165ZM152 163H154V165L156 167L154 165H152ZM12 164L14 166V169H13L14 171L12 170V168H13ZM21 164H23L24 166ZM2 165L5 166L6 168L5 167L2 168L3 167ZM149 165L152 167V169ZM114 167H117V168L114 169ZM7 168H8V170H7ZM154 168L155 169L157 168L156 169L157 171H155ZM260 168L258 170H260ZM239 169L234 172L237 177H240V175H241V173H240L241 171ZM251 169L253 170V172ZM152 170H153V172L159 173L160 175L153 173L154 174L153 177L150 176L152 174ZM164 170H166L165 171L166 173L164 172ZM258 170H257V172H261V170L260 171H258ZM237 172L240 174H237ZM149 173H151V174L149 175ZM163 173H165V176ZM168 173L171 175H169ZM218 173H221V174H219V177H220V179H218L219 181H217L215 178V175L217 177ZM11 174H12V176H11ZM175 174L180 175V177L174 176ZM222 174H223V176H222ZM235 174H233V175H235ZM6 175L8 176V178L6 177ZM138 175H140V176H138ZM181 175H183V176H181ZM168 176H170V178L172 180ZM157 177H159L160 179H157ZM166 177L173 182L176 180L175 183H172L170 180L166 179ZM219 177H217V178H219ZM162 178L164 179V184L162 182L163 181ZM173 178L174 179L177 178V179L174 180ZM195 178H197V179H195ZM213 178L215 180H213ZM125 179H126V181H125ZM144 179H145V181H144ZM193 179L195 181H193ZM8 180H10V181H8ZM160 180H161V182H160ZM166 180H168V181H166ZM12 181L15 183L14 185H17V186L11 185L13 183ZM33 181H34V183H33ZM165 181L168 183L170 181L171 184H173V185L175 184L174 187H172V185L169 186L170 183L168 184ZM36 182L38 183V186H37ZM158 182H160V183H158ZM165 183H166V185H168V187H165L166 186ZM181 183H180V185L183 187L187 184V183H185L184 185H182ZM5 184L7 186H5ZM158 184H160V186ZM18 185L20 188L18 187ZM34 185H35V187H34ZM127 185L135 186L138 189L140 188L139 190H141L142 193H140V191H139V196L141 198L140 199H131V200L128 197L125 198L123 195H125L126 193L122 192L121 188L125 187ZM4 186H5V188H4ZM36 186L38 189L36 188ZM46 186L47 187L54 186V188L57 189L56 191L59 190V192H56V195L52 196V194L48 191L49 188H47ZM175 186H177V187L175 188ZM7 187H11V188L9 189ZM22 187H23V189H22ZM161 187H163L162 191H161ZM183 187H180L179 189L183 190L182 189ZM251 187H252V189H251ZM251 187H250V189H248L249 193L253 194V195L256 193V195H259V192L256 191L255 188H253V186H251ZM2 188H4L5 190H3ZM15 188H17V189H15ZM33 188H34V190H33ZM71 188H78L79 191H81V192H79L80 195L77 196L75 201H66L61 196H59L62 194V192L64 190L71 189ZM6 189H8V191ZM39 189H40V191H39ZM145 189L147 191H145ZM173 189L175 190V193H173L174 192ZM224 189H225V192H228L230 190V187L224 185ZM23 190H26V191H23ZM32 190L35 191L36 194H39V195H35V192L33 193ZM171 190H172L173 194L171 192L167 193L168 191H171ZM1 191H4L5 194H4V192L1 194ZM9 191H11V192H9ZM12 191H14V192L18 191L20 193L24 192V194L32 193V197H33V194H34V196H38V198L36 197L37 199L34 198V204L37 205L36 207H37L38 211H41V210H39V208L42 207L43 200H46V197H47V200H46V202L44 201L45 203L43 205V206L46 205L45 207L48 206L47 210L44 212L41 211L42 213L37 212V215H38V213H41L38 215V217H40V215L42 217V214H43V217L44 218L46 217V219H44L43 217L42 218L37 217L36 218L37 220H36L35 217L37 215L33 218H30V216L27 213H25L24 217H23L22 215L24 213L23 212L24 210L20 209V208H22L21 205L19 203H15V202L14 203L8 202L5 199L6 196H8L11 193L12 194L14 193ZM42 191L44 194L42 193ZM144 191L148 192V193H145ZM178 191H180V190H178ZM180 192H182V191H180ZM7 193H8V195H7ZM57 193H59V194H57ZM164 193H167L169 196L171 194L172 195L170 197H168V195H165ZM162 196L163 197L165 196V198H162ZM42 197H43V200H42ZM110 197H111V201H113V202L110 201ZM106 199H108V200H106ZM3 201H5V202H3ZM132 201H133V203H132ZM151 201L153 203H151ZM158 201H157V203H159ZM35 202H37V203H35ZM109 204H110V206H109ZM134 204H135V206L137 204V207H135V209H134ZM138 204H141L142 206L138 205ZM55 205H58L60 208L57 206L55 207ZM91 205H93L94 208H92ZM132 205H133V208H132ZM7 206H9V208ZM61 206H63V207H61ZM67 206L68 207L70 206V207L68 208ZM105 206L108 207V209ZM139 206H141V207H139ZM56 208L63 210L64 211L63 213H67V212L69 214L71 213L70 214L71 219H72L71 225L70 224L66 225L65 228L67 229V227H69L68 230H66L64 228V226L62 228L66 232H64V230H62L61 228L59 230V227H58V229L55 228L54 224H49V223L46 224L45 223L47 219L50 220L54 217V213L56 212L55 210H57ZM66 208H68L67 209L68 211L66 210ZM16 209L17 210L19 209V210L17 211ZM15 210H16V212H15ZM21 210H22V212H21ZM49 210H50V212H49ZM69 210L72 211L73 213L70 212ZM19 215L22 217H20ZM47 215H48V217H47ZM65 216H67V214H65ZM12 217H14L16 219H13ZM17 217H19V218H17ZM119 217H122V218H119ZM3 218H4V220H3ZM13 220H14V222L12 223L11 221H13ZM78 220L80 221V223L82 221V223H81L82 225L78 222ZM120 220H122V221H120ZM4 221L6 224L4 223ZM86 221H88V222H86ZM15 223H17V224H15ZM35 223L36 224L38 223L39 225H36ZM72 223H73V225H72ZM92 223H93V225H92ZM2 224H3V226H2ZM14 224H15V226H14ZM85 224H87V225H85ZM52 225H54V226L51 227ZM70 226H72V228ZM85 226H87V227H85ZM93 226L95 228L97 227L96 231L98 229H99V231H97L95 233H91V229ZM5 228H7V229H5ZM17 228H18V230H17ZM20 228L21 229L23 228V231ZM75 228H78V229H75ZM8 229H10V230H8ZM55 229H57V230H55ZM120 229H122V231ZM49 230L51 231V233L55 232V235H54V233L51 234ZM61 230L63 232H61ZM85 230H86V232H85ZM104 230L106 233L104 232ZM111 230H113V232ZM18 231H21V232H18ZM56 231H58V234H57L58 236L56 235V233H57ZM115 231H117V232H115ZM5 232H6V235H5ZM48 232L50 234H48ZM59 232H61L60 233L61 236L59 235ZM77 232H80V234H77ZM98 232H99V234H98ZM9 233L11 236L8 235ZM64 233L66 235L68 234L67 235L68 238H65V241H64V235H65ZM18 234L21 235L22 237L19 236ZM46 234H47V236H46ZM93 234H95V235H93ZM74 235L76 237H78V240L76 237H74ZM110 235H111V237H110ZM12 236H14V237H12ZM83 236H84V239H83ZM85 236H86V239H85ZM48 237H49L50 241L48 240ZM62 237H63V239H62ZM57 238H58V241H57ZM73 238H74L75 242H74ZM18 239H20V240L18 241ZM38 239L41 243L38 241ZM43 239L44 240L46 239L45 242L43 241ZM66 239H68V240H66ZM114 239H116V240H114ZM10 240H11V243H10ZM7 241L9 242L8 244H10V245L7 244ZM36 242L39 244L36 245L37 247H34ZM43 242L45 245H42ZM47 242H50V243H48L50 247L52 246V254L50 253L51 249H50V247H48ZM65 242H66V246L64 244ZM3 243H5V244H3ZM51 243H53V244L55 243L56 246L58 245V248L56 249L55 248L56 246L54 245L55 246L54 247L53 245H51ZM98 243H99V245H98ZM82 244H83V246H81ZM3 245H4V247H3ZM89 246H90V248H89ZM45 247H47V248H45ZM61 247H62V252H63V254H61V256L63 258L59 257L60 254L58 255V252H57V251H59V253H62ZM79 247H81V249ZM95 247H96V249H94ZM33 248H35V249H33ZM48 249H50V250H48ZM53 249H56V255H55V251ZM33 250H36V251H33ZM77 250L79 253L77 252ZM31 251H33L34 253L32 252L33 253L32 254ZM37 251L39 252L40 255L37 254L38 253ZM84 251H85V253H83ZM35 255L37 256V258ZM50 255L52 258L50 257ZM31 257H33V258H31ZM67 257H68V260L66 261L65 259H67ZM69 257H70V259H69ZM71 257L72 258L74 257V258L71 260ZM60 258H62L63 260L62 259L60 260ZM78 258H79V260H78ZM33 259H34V261L35 260L36 261L34 262ZM46 260H47V262H46ZM51 261H52V263H51Z\"/></svg>", "mask_w": 264, "mask_h": 264}, {"label": "built area", "instance_id": "3", "mask_svg": "<svg viewBox=\"0 0 264 264\" xmlns=\"http://www.w3.org/2000/svg\"><path fill=\"white\" fill-rule=\"evenodd\" d=\"M93 170L95 171H100L103 166V159L101 156H96L93 160ZM48 191L52 194V196L56 195V190L54 186L48 187ZM79 195V189L78 188H71V189H66L62 192L60 195L63 199L66 201H75L77 196Z\"/></svg>", "mask_w": 264, "mask_h": 264}, {"label": "crops", "instance_id": "4", "mask_svg": "<svg viewBox=\"0 0 264 264\" xmlns=\"http://www.w3.org/2000/svg\"><path fill=\"white\" fill-rule=\"evenodd\" d=\"M251 1H253V2L259 4V5H261V3L263 2V0H251Z\"/></svg>", "mask_w": 264, "mask_h": 264}]
</instances>
